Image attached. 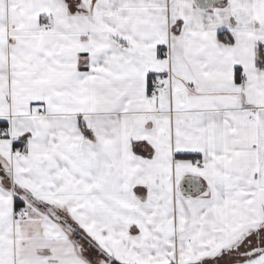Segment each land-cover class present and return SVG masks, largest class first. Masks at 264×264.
I'll use <instances>...</instances> for the list:
<instances>
[{"label":"snow or ice","instance_id":"1","mask_svg":"<svg viewBox=\"0 0 264 264\" xmlns=\"http://www.w3.org/2000/svg\"><path fill=\"white\" fill-rule=\"evenodd\" d=\"M0 264H264V0H0Z\"/></svg>","mask_w":264,"mask_h":264}]
</instances>
